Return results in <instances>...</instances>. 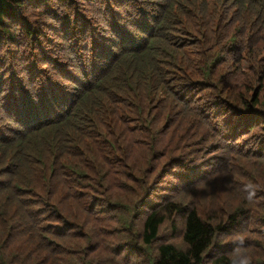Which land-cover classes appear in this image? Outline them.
Returning <instances> with one entry per match:
<instances>
[{
  "label": "trees",
  "instance_id": "16d2710c",
  "mask_svg": "<svg viewBox=\"0 0 264 264\" xmlns=\"http://www.w3.org/2000/svg\"><path fill=\"white\" fill-rule=\"evenodd\" d=\"M241 233L264 264V0H0V264H230Z\"/></svg>",
  "mask_w": 264,
  "mask_h": 264
},
{
  "label": "clouds",
  "instance_id": "9594fccd",
  "mask_svg": "<svg viewBox=\"0 0 264 264\" xmlns=\"http://www.w3.org/2000/svg\"><path fill=\"white\" fill-rule=\"evenodd\" d=\"M232 243L234 247L230 255V264H252L251 257L246 252V237L242 233L238 234Z\"/></svg>",
  "mask_w": 264,
  "mask_h": 264
},
{
  "label": "rangeland",
  "instance_id": "374dc122",
  "mask_svg": "<svg viewBox=\"0 0 264 264\" xmlns=\"http://www.w3.org/2000/svg\"><path fill=\"white\" fill-rule=\"evenodd\" d=\"M115 126L116 125H113V126H110V131H114L115 130ZM109 138H111V136L108 135ZM165 228H167V225L163 226L162 230H160V239H159V242L160 241H163L166 240V239H169L168 237L172 235V233L168 232ZM173 242H176V241H173ZM145 259H146V256H145ZM147 260V259H146ZM133 264H135V260L133 259L132 260ZM145 263L144 262V256L143 258H141V260H137V264L139 263Z\"/></svg>",
  "mask_w": 264,
  "mask_h": 264
}]
</instances>
